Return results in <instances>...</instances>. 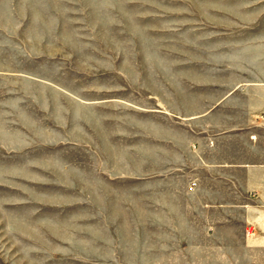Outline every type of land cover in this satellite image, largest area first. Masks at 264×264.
<instances>
[{
    "label": "rangeland",
    "instance_id": "1",
    "mask_svg": "<svg viewBox=\"0 0 264 264\" xmlns=\"http://www.w3.org/2000/svg\"><path fill=\"white\" fill-rule=\"evenodd\" d=\"M256 92L264 0H0V264H264L186 191Z\"/></svg>",
    "mask_w": 264,
    "mask_h": 264
},
{
    "label": "crops",
    "instance_id": "2",
    "mask_svg": "<svg viewBox=\"0 0 264 264\" xmlns=\"http://www.w3.org/2000/svg\"><path fill=\"white\" fill-rule=\"evenodd\" d=\"M253 95L262 96L263 101L251 106L250 114L264 116V92ZM262 116V120L250 122L240 131L218 133L209 142H197L194 148L199 161L192 181L197 185L186 184V191L195 195L198 208L211 214L212 226L217 225L218 216L228 221L231 213L239 211L246 229L251 223L264 228ZM202 172H207L206 176Z\"/></svg>",
    "mask_w": 264,
    "mask_h": 264
},
{
    "label": "built area",
    "instance_id": "3",
    "mask_svg": "<svg viewBox=\"0 0 264 264\" xmlns=\"http://www.w3.org/2000/svg\"><path fill=\"white\" fill-rule=\"evenodd\" d=\"M195 184L193 183V186H194Z\"/></svg>",
    "mask_w": 264,
    "mask_h": 264
}]
</instances>
